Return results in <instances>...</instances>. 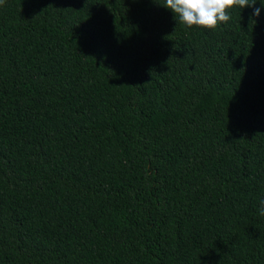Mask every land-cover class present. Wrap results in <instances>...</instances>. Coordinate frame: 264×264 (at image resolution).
I'll use <instances>...</instances> for the list:
<instances>
[{
	"label": "trees",
	"instance_id": "16d2710c",
	"mask_svg": "<svg viewBox=\"0 0 264 264\" xmlns=\"http://www.w3.org/2000/svg\"><path fill=\"white\" fill-rule=\"evenodd\" d=\"M163 3L0 7V264H264V0Z\"/></svg>",
	"mask_w": 264,
	"mask_h": 264
},
{
	"label": "clouds",
	"instance_id": "9594fccd",
	"mask_svg": "<svg viewBox=\"0 0 264 264\" xmlns=\"http://www.w3.org/2000/svg\"><path fill=\"white\" fill-rule=\"evenodd\" d=\"M6 0H0V7ZM255 0H164L161 4L170 10L177 22L187 28L198 27L214 30L231 19L230 10L235 7H251ZM260 8H254L252 15L259 16ZM259 214L264 216V200L260 201Z\"/></svg>",
	"mask_w": 264,
	"mask_h": 264
}]
</instances>
